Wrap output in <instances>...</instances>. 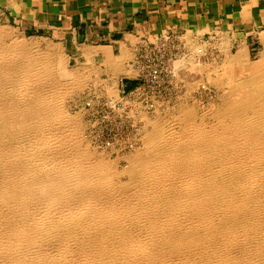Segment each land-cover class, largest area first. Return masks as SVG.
I'll return each mask as SVG.
<instances>
[{
	"label": "bare ground",
	"instance_id": "6f19581e",
	"mask_svg": "<svg viewBox=\"0 0 264 264\" xmlns=\"http://www.w3.org/2000/svg\"><path fill=\"white\" fill-rule=\"evenodd\" d=\"M190 54L173 71L204 91L207 67ZM248 54L216 69L211 82L225 91L215 107L152 120L117 171L88 148L79 115L64 111L87 67L50 66L47 50L0 26V264H264V47L254 61ZM103 88L118 112L150 113Z\"/></svg>",
	"mask_w": 264,
	"mask_h": 264
},
{
	"label": "crops",
	"instance_id": "0c3cea01",
	"mask_svg": "<svg viewBox=\"0 0 264 264\" xmlns=\"http://www.w3.org/2000/svg\"><path fill=\"white\" fill-rule=\"evenodd\" d=\"M0 23L55 42L74 69L90 71L87 86H115L118 95L140 83V55L164 34L185 52L204 39L249 56L264 47V0H0Z\"/></svg>",
	"mask_w": 264,
	"mask_h": 264
},
{
	"label": "rangeland",
	"instance_id": "374dc122",
	"mask_svg": "<svg viewBox=\"0 0 264 264\" xmlns=\"http://www.w3.org/2000/svg\"><path fill=\"white\" fill-rule=\"evenodd\" d=\"M0 26H5L7 27L8 29H10L11 33L14 35V36H17L18 38H20V35L18 32H16L12 27H10L9 25H6V24H3V23H0ZM21 39H23V41L25 40L27 43H35L36 45L38 44V48H41V51H44L46 53V50H47V54H48V60H49V63H50V66H54L55 64L58 63V60L61 61L62 63H60V65H62L63 69H64V72H70V71H73V66L70 65L67 61V57L62 53L60 47L55 43V42H51V41H47V39L45 40H42L41 38H37V37H29V36H23L21 35ZM35 40V41H34ZM207 39H204V43L203 44H198V43H195V44H191L189 46V49H188V52H185L183 51L182 49H179V51L176 53L175 55V58L173 57L172 58V63H174V60L177 58V56L179 55H182V54H190L192 56L193 59L195 60H202V64L205 65L206 70H204L201 74V77L200 78H197V80H199L200 82H204V83H207L209 85V87L207 86V89L204 90V91H201V88L199 86L196 87L195 84H191L189 85V79L186 81V78L189 77V74L186 75V74H183L181 71H179V73L175 74V71L174 70V67L173 66L174 64H172V76L169 78L170 82H166L164 85H161L160 89L158 90V93H157V96L156 98L158 99L159 103L157 102L156 104L157 107L154 108V109H149L147 112L149 114H151V116L148 114V115H143L141 117H135L133 115V113L131 115H128L127 112L124 114L123 112H119V113H115L116 115L115 116H112L111 113H109V117L108 118H104V115H105V111L103 108H101L99 102L101 101L102 103L104 104H108V106H112L111 104H109L107 101H105V94H104V88L103 86H87L86 84H84L85 86H80L73 90H71L70 92L66 93L65 96H64V101H63V106H64V111L66 110V114L70 117H77V114L79 115L78 118H80V127H81V130H82V136L84 135V138H85V143L86 141L88 142L87 143V146L88 148L90 147V150L92 152L95 153L96 156H103L105 160L115 164V167L117 169V171H121L122 169L126 168L127 165H128V156L132 153H134L137 149L141 148L142 145H141V142L138 140V137L140 135H144L147 131L150 130L151 128V124L150 122L152 120H158L160 122L163 123L162 119L164 120H167L169 119L170 117V113H175V112H178L182 106H189V107H193L194 109H196L197 112L199 113H204V110H207L210 108V106L212 105V107H215L219 102H220V94H222L225 90L224 87H216L212 82H216L214 79H216V75H217V72H216V69H220L219 67L221 65H223L224 63H226L227 61V58L228 57H232L233 53H229L228 51V46H224L222 43L220 45H217V46H214V43L212 42H207L206 41ZM206 41V42H205ZM41 42V43H40ZM46 43V44H45ZM42 45V46H41ZM201 45V46H200ZM203 45V46H202ZM205 45V46H204ZM50 46V47H49ZM53 46V47H52ZM47 47V48H46ZM207 47V48H206ZM220 47V48H218ZM225 47V48H224ZM49 48V49H48ZM218 48V49H217ZM43 49V50H42ZM46 49V50H45ZM198 49V50H197ZM201 49V50H200ZM204 49V50H203ZM217 49V50H216ZM40 50V49H39ZM52 50V52H51ZM61 51V52H60ZM182 51V52H181ZM193 51V53H192ZM50 52V53H49ZM54 52V53H53ZM60 52V53H59ZM184 52V53H183ZM220 52V53H219ZM200 53V54H199ZM229 53V54H227ZM51 54V55H50ZM55 54V55H53ZM185 55V56H186ZM189 55V56H190ZM201 55V56H200ZM206 55V56H205ZM57 56V57H56ZM188 56V57H189ZM200 56V57H199ZM256 55H251L249 57L246 58V62H249V61H254L256 59ZM55 57V58H54ZM64 57V58H63ZM180 57H184V55L180 56ZM187 57V58H188ZM215 57V58H214ZM253 57V58H252ZM63 58V59H62ZM197 58V59H196ZM214 58V59H213ZM56 60V62H55ZM248 60V61H247ZM63 61H64V64H63ZM207 61V62H205ZM218 63H216V62ZM219 61V62H218ZM53 62V63H52ZM210 62V64H209ZM55 63V64H54ZM206 63V64H205ZM59 64V63H58ZM212 64V65H211ZM214 64V65H213ZM219 65V66H218ZM65 66V67H64ZM67 66V67H66ZM210 66V67H208ZM217 67V68H216ZM67 71H66V70ZM72 69V70H71ZM208 70V71H207ZM208 72V73H207ZM215 72V73H214ZM181 75V76H180ZM183 77V78H182ZM203 77V79H202ZM175 79V80H174ZM180 79V80H179ZM214 80V81H213ZM175 81V82H174ZM182 81V82H180ZM212 81V82H211ZM188 82V83H187ZM191 82V80H190ZM209 82V83H208ZM180 83V85H179ZM211 84V85H210ZM176 85V86H175ZM179 85V86H178ZM193 85V86H192ZM181 86V87H180ZM184 86V87H183ZM195 86V87H194ZM179 87L181 88L180 90ZM91 88V89H90ZM99 88V89H98ZM184 88V89H183ZM218 89V92L216 89ZM221 91H220V90ZM80 90V91H78ZM101 90V91H100ZM183 90V91H182ZM194 90V91H193ZM88 91H97V99L100 97V101L98 102L97 100L94 102V105H93V110L90 111L88 110L86 107H85V99L87 98V92ZM103 91V92H102ZM177 91V93L175 92ZM76 92V93H75ZM133 92V91H131ZM188 94H187V93ZM71 93V94H70ZM101 93V94H100ZM183 93V94H182ZM200 93V94H199ZM70 95V96H68ZM129 96L130 95V98H133L134 96V93L130 94V93H127V94H124V95H121L123 97H126V96ZM177 95V96H176ZM218 95V97H217ZM103 97V98H102ZM217 97L218 98V101H217ZM68 98V100H67ZM177 98V99H176ZM185 98V100H184ZM206 98V99H205ZM67 101H66V100ZM138 99V98H137ZM182 99V100H181ZM201 99V100H199ZM139 100V99H138ZM177 100H178V103H177ZM184 100V101H183ZM188 100V101H187ZM199 102H198V101ZM196 103H195V102ZM100 102V103H101ZM66 103V104H65ZM178 105H177V104ZM190 103V104H189ZM155 104V106H156ZM160 104V105H159ZM176 104V105H175ZM197 104V106H196ZM203 104V105H202ZM99 105V106H98ZM195 105V107H194ZM202 105V106H201ZM98 106V107H97ZM169 106V107H168ZM174 106V107H173ZM85 109H83V108ZM197 107V108H196ZM199 107V108H198ZM114 111H117L115 109V107H112ZM165 108V109H164ZM167 108V109H166ZM168 108L170 110H168ZM135 109V108H134ZM152 110V111H150ZM84 111V112H83ZM170 111V112H169ZM77 112V113H75ZM118 112V111H117ZM154 112V113H153ZM85 113V114H84ZM123 113V114H122ZM168 113V114H167ZM172 113V114H173ZM72 114V115H71ZM75 114V115H74ZM127 116V119L126 121H124L125 123L126 122H130L132 121L133 123L136 124V122H139L140 124H143V125H140L141 127L140 128V132L136 133V137H137V140H136V143H133V148L132 146L131 147H122V146H115V147H104V146H100V145H97L95 142H94V138L92 139L90 136H88V132H89V128H88V121H91L93 122L92 124V129L93 130V135L96 137V140L99 139L100 141H102L101 138H108V130L111 129L113 130V132L115 131H122L121 130V126L119 125V123L121 121H123L122 117L125 118ZM133 115V116H132ZM161 117H160V116ZM163 115V116H162ZM169 115V116H168ZM84 116V118H83ZM149 116V117H148ZM167 118H166V117ZM142 118V119H141ZM143 120V121H142ZM145 121V122H144ZM165 121V122H167ZM83 124V125H82ZM85 126V127H84ZM106 127V128H105ZM83 128V129H82ZM146 128V129H145ZM126 130V129H124ZM143 130V131H142ZM85 133V134H84ZM134 132L133 131H129V132H124L122 135H120L118 138L119 140H121V138H127V136L129 135L131 138L133 137V134ZM90 134V133H89ZM90 140V141H89ZM140 142V143H139ZM137 146V147H136ZM92 148V149H91ZM135 148V150H134ZM142 149V148H141ZM134 150V151H133ZM140 150V149H139ZM131 152V153H130ZM124 154V155H123ZM102 157V158H103ZM116 157V158H115ZM122 157V158H121ZM112 160H114L112 162ZM126 161V162H125ZM125 162V163H124ZM124 163V164H122ZM118 168L120 170H118ZM126 177L124 178V174H122L120 176V180L123 181L125 180Z\"/></svg>",
	"mask_w": 264,
	"mask_h": 264
},
{
	"label": "built area",
	"instance_id": "2783aa9c",
	"mask_svg": "<svg viewBox=\"0 0 264 264\" xmlns=\"http://www.w3.org/2000/svg\"><path fill=\"white\" fill-rule=\"evenodd\" d=\"M156 40L157 41L155 43L146 45L144 47V53L140 55V59L142 60L139 73L140 83L133 89L134 96L141 101V103L146 107L147 110L153 107V100H155L161 85H164L166 82H170L169 78L172 76V58L175 57L176 53L180 49V43L177 35L175 34H164ZM86 94L87 98L84 102L85 107L88 110L92 111L94 108V102L96 100L99 102L101 99L100 97L97 99V91H88ZM100 102L99 104L101 108H103L105 111L104 118H108L110 115L109 113H111L112 116H115V113H119L117 111H114L112 107ZM121 112L125 114L128 111L127 109H125ZM122 119L123 121L119 123L122 131L113 132V130L109 129V137L101 138L102 141H100L99 139L96 140V137L93 135L94 129L91 127L93 122L88 121V136H90L92 139L94 138V142L100 146H122L123 148L131 147L135 140L137 127H135V124L132 121L127 123L124 122L126 121L127 116ZM129 131L134 132L132 134V138L128 135L126 139L121 138V140H119L118 137L120 135H122L124 132Z\"/></svg>",
	"mask_w": 264,
	"mask_h": 264
}]
</instances>
